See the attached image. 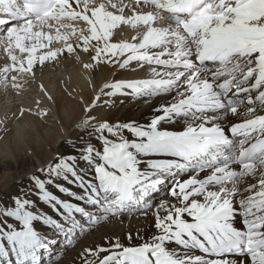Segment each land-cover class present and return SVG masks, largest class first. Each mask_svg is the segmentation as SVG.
Segmentation results:
<instances>
[{
  "label": "snow or ice",
  "instance_id": "obj_1",
  "mask_svg": "<svg viewBox=\"0 0 264 264\" xmlns=\"http://www.w3.org/2000/svg\"><path fill=\"white\" fill-rule=\"evenodd\" d=\"M122 27L141 31L131 41H114ZM78 49L94 51L85 70L101 63L154 65L152 78L106 82L101 95H169L172 102L147 127L89 115L83 127L100 147L87 143L79 160L95 182L80 175L75 156L54 163L50 174L79 183L84 194L76 198L103 215L61 200L36 179L40 199L57 216L35 213L32 201L20 197L0 208V217L17 222L0 220V264H40L50 241L38 223L71 244L77 228L86 230L76 214L95 224L150 208L165 184L174 202L155 206L157 234L139 245L117 239L110 247L86 248L84 264H264V0H0V52L8 60L0 65V82L21 90V79L34 77L37 65ZM229 113L245 117L227 130L230 135L215 123ZM180 119L182 130L161 127Z\"/></svg>",
  "mask_w": 264,
  "mask_h": 264
},
{
  "label": "bare ground",
  "instance_id": "obj_2",
  "mask_svg": "<svg viewBox=\"0 0 264 264\" xmlns=\"http://www.w3.org/2000/svg\"><path fill=\"white\" fill-rule=\"evenodd\" d=\"M125 15H131V11L126 9ZM137 31L141 30L122 27L113 39L114 41H131L132 37L137 35ZM53 47H61V44L56 43ZM93 54L94 51L84 53L78 49L76 54L65 53L57 60L47 61L42 66L37 65L34 69V77L21 79L20 82L24 85L21 90L13 89L10 83L0 82V208L13 206L14 199L20 197L32 201L29 208L35 213L42 216H57V213L40 199L41 193L36 186V179H39L44 181L46 188L61 200H70L72 203L79 204L97 217L103 215L100 210L76 198L84 194L79 183H72L71 177L65 181L62 177L51 175L50 166L61 158L67 160L75 156L80 175H83L86 181L95 182L92 169L79 160V156L87 143L91 142L97 148L100 144L94 135L85 136L86 129L83 127V121L90 115L98 122L108 121L112 124L131 122L147 127L154 118L162 115L158 109L172 102L169 95L151 98L138 97L135 94H117L112 97L101 95L100 90L106 82L152 78L150 68L154 65L146 64L140 67L136 61H133L126 68H120L116 65L101 63L91 70H85L83 64L90 63V57ZM7 62V56L0 52V65ZM40 85L44 86L46 92L52 97L51 100L44 91H41ZM125 91L131 92V90ZM98 95L100 100L95 101ZM38 100L40 103L37 106ZM94 101L96 106L91 112H86L85 109L93 105ZM141 102L145 105L137 110L136 107ZM21 109H25L23 116L20 115ZM40 110H46L47 115H37L36 113ZM244 111L246 108L241 106L240 112ZM244 118L243 115L234 116L229 113L215 123H219L226 130V134L230 135L227 130ZM184 126L183 119L172 123L164 121L161 124L162 128L171 131L182 130ZM131 138L135 139V137ZM151 159H168V157H151ZM182 176L187 178L186 174ZM58 186L68 188L69 193L59 191ZM161 187L168 188L169 185L165 184ZM70 193L76 195L72 196ZM154 200L152 198L150 208L137 207L115 216L110 215L107 219L98 220L96 225L92 224L88 218L76 214V218L84 228L89 230L85 232L86 230L81 231L77 228L75 235L72 236L71 244L63 233H58L46 225L36 224L35 227L40 234L48 237L49 247L57 238L67 244L66 247L62 245L55 248L58 250L71 248L74 242L84 236L72 249L67 250L68 253L61 260L59 253L49 255L50 248L42 251L41 260L44 258L48 264H84L81 253L86 248L110 247L109 242L117 239L125 245H139L145 240H150L151 236L158 232L154 227L155 206L163 200L174 202V198L168 194L162 195L155 204H153ZM144 212H147V215H144ZM59 219L62 223H66L65 217L60 216ZM0 220L17 223L13 218L0 217ZM129 234L132 236L131 240L128 238ZM100 254L103 256L107 253ZM12 259L14 261L15 258L12 257ZM58 259L59 261H53ZM40 264L44 263L40 261Z\"/></svg>",
  "mask_w": 264,
  "mask_h": 264
},
{
  "label": "rangeland",
  "instance_id": "obj_3",
  "mask_svg": "<svg viewBox=\"0 0 264 264\" xmlns=\"http://www.w3.org/2000/svg\"><path fill=\"white\" fill-rule=\"evenodd\" d=\"M143 105H145V103L144 102H141V104L140 105H138L137 107H136V109L137 110H140V109H142L143 108ZM90 129L89 130H86L85 131V136H88L89 135V133H90ZM162 195H167V188H162V191H160V192H158V193H156V194H154V196H153V198L155 199L154 200V203L153 204H155V202H157L160 198H161V196ZM0 201H1V198H0ZM81 225H83V224H81ZM94 225H96V223L94 224ZM89 230V229H88ZM88 230H86L85 232H87ZM84 237V236H83ZM83 237H81L80 239H78L76 242H74L73 244H72V246H71V248H67V250H69V249H72L80 240H82L83 239ZM63 242H62V240L60 239V238H57L56 239V241H54V243H52V245L49 247L50 249L48 250V253H49V255H52L53 253H59L60 254V260L62 259V258H64L65 256H66V253H68V251L67 250H65V249H61V250H58V249H55V248H58V247H61L62 245H63V247H66V243L64 244H62ZM64 254V255H63ZM101 256H102V254H100ZM59 259L58 260H53V261H59ZM41 262L42 263H44V264H48L47 262V260H45L44 258L41 260ZM71 264V263H70Z\"/></svg>",
  "mask_w": 264,
  "mask_h": 264
}]
</instances>
